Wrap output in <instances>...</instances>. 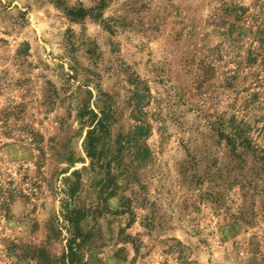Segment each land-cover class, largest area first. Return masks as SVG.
<instances>
[{
  "label": "rangeland",
  "instance_id": "rangeland-1",
  "mask_svg": "<svg viewBox=\"0 0 264 264\" xmlns=\"http://www.w3.org/2000/svg\"><path fill=\"white\" fill-rule=\"evenodd\" d=\"M136 87L149 135L126 145L129 183L82 223L96 257L264 264V209L224 139L241 129L264 148V0H0V264H58L66 184L98 205L77 113L110 105L111 137L127 134Z\"/></svg>",
  "mask_w": 264,
  "mask_h": 264
},
{
  "label": "trees",
  "instance_id": "trees-1",
  "mask_svg": "<svg viewBox=\"0 0 264 264\" xmlns=\"http://www.w3.org/2000/svg\"><path fill=\"white\" fill-rule=\"evenodd\" d=\"M101 5H97L93 12L94 17H101L99 11L102 10ZM90 11V10H89ZM95 11V13H94ZM88 10L82 7L77 10L71 9L67 14L74 19L83 18ZM130 84H136L131 79ZM140 84L137 82V85ZM145 91V90H144ZM140 90L136 87L133 102V119L141 122L136 125L127 134L118 133L115 137H111V126L113 123V112L111 106L105 108L96 107L81 110L77 113L80 122H84V116L89 118L85 121L88 123L89 129L86 132L83 146L86 157L89 159L90 169L99 177L97 183L98 205L94 209H87L78 205V193L81 183L79 177L73 183H67V187L63 191L61 216L64 227L60 231L51 229L49 232L54 235L63 234L64 246L62 253L58 259V264H102L100 259L96 257V251L102 247L99 231L94 227L90 230L84 229L82 223L85 219L91 218L94 222L97 217L104 213L106 201L117 195L119 191L118 178L123 177L126 184L129 183L131 166L124 165L126 157V145L144 141L149 135V127L139 119L142 115L144 93L139 95ZM141 94V93H140ZM226 145L233 158L242 165V170L246 172V184L254 190L260 197L262 208L264 209V148L255 144L241 129L235 130L233 135L226 136ZM149 155L145 146H138L134 156L136 160H142ZM77 176V173H73ZM132 176V175H131ZM131 200L123 199L122 207L129 210ZM130 212L131 211H125ZM52 227L53 223L50 224ZM125 242L126 239H122ZM136 250V248H135Z\"/></svg>",
  "mask_w": 264,
  "mask_h": 264
}]
</instances>
